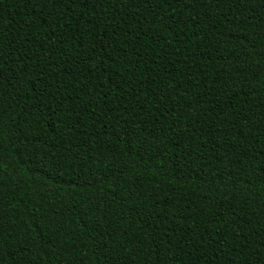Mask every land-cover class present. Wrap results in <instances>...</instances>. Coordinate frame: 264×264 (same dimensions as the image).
<instances>
[{
    "label": "trees",
    "instance_id": "obj_1",
    "mask_svg": "<svg viewBox=\"0 0 264 264\" xmlns=\"http://www.w3.org/2000/svg\"><path fill=\"white\" fill-rule=\"evenodd\" d=\"M0 264H264V0H0Z\"/></svg>",
    "mask_w": 264,
    "mask_h": 264
}]
</instances>
